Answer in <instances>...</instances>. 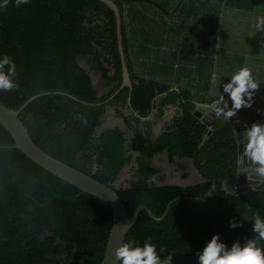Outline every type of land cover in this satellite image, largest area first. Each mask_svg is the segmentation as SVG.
Wrapping results in <instances>:
<instances>
[{"label": "trees", "instance_id": "1", "mask_svg": "<svg viewBox=\"0 0 264 264\" xmlns=\"http://www.w3.org/2000/svg\"><path fill=\"white\" fill-rule=\"evenodd\" d=\"M111 1L122 15L133 86L130 107V88L122 87L116 16L99 0H29L19 7L9 0L0 8V59L8 55L15 62L18 84L14 91H0V103L18 110L31 96L53 92L27 105L21 121L39 148L101 183L112 184L134 161V179L116 190L128 218L144 207L161 219L177 200L161 223L142 211L124 243L143 247L147 241L156 245L161 260L171 254L172 264H198L214 234L226 250L235 241L243 247L246 239L258 240L252 222L257 214L264 219V184L243 193L229 190L238 169L233 129L218 118L204 143L208 128L196 115L198 106L214 105L213 98L140 70L142 57L150 54L155 14L165 12L156 7L152 13L137 6L140 1ZM154 1L168 12L181 2L172 15L183 12L190 39L197 42L200 36V49L210 56L220 32L218 2L225 0ZM83 59L102 75L106 93L95 87L91 72L80 64ZM170 108H177L178 117L156 137L150 119L161 122ZM111 110L124 120L130 138L119 126L105 128ZM248 115L251 125L264 123V113ZM14 145L0 124V264H102L111 208L50 174ZM188 161L205 181L184 188L172 175L185 171ZM231 221L242 226L232 228ZM257 246L264 253V240Z\"/></svg>", "mask_w": 264, "mask_h": 264}, {"label": "crops", "instance_id": "2", "mask_svg": "<svg viewBox=\"0 0 264 264\" xmlns=\"http://www.w3.org/2000/svg\"><path fill=\"white\" fill-rule=\"evenodd\" d=\"M218 3L222 6L220 32L215 39L214 48H209L210 56L205 48L201 51L198 45L195 51L198 54L197 60L195 62L190 60V53H192L190 46L188 48L190 53L187 50L185 51L186 45L194 42L190 39L189 20L184 18L176 19L177 23L174 25V20L171 18V15L178 9L179 6H177V9H174L175 11L155 14V28L151 30L150 62L154 63L156 60H161L160 62L166 61L170 65L172 60H176L178 57L176 61L178 62V59H180V62L188 68L193 69L200 66L203 69L202 74L185 70L184 72L172 75V78L167 82L173 84L175 88L182 86L192 89L199 95L210 96L213 98L215 104L221 95L224 96L225 100H228V94L223 92V85L235 74L233 73V68L231 69L232 60H230L229 54H231V48H239L238 52L242 58L239 69L244 67L249 68L253 78L259 84V90L254 95L252 107L243 109L247 118L246 123L251 126L248 111L264 113V31H259L256 28L257 20L264 17V0H225ZM161 12L163 11L161 10ZM170 37L175 38L176 48L169 45L168 38ZM197 40L200 45L204 43L200 36ZM211 65L213 66V70L208 69V66L212 67ZM213 74L217 76L215 85L211 83ZM174 76L182 78V80L173 79ZM152 78L161 80L157 76ZM202 107V105L198 106L196 115L205 110ZM228 107H231L230 100H228ZM112 111L114 110H111L109 113H113ZM176 117H178L177 108L168 109L161 122H155L152 117L150 120L155 124V136L159 137L164 133L167 126ZM222 122L228 123L223 118ZM184 165L186 166V170L180 171L182 174L178 177L179 183L174 179L176 185L187 188L197 186L205 181L192 161L185 162ZM246 187L250 188V186Z\"/></svg>", "mask_w": 264, "mask_h": 264}, {"label": "water", "instance_id": "3", "mask_svg": "<svg viewBox=\"0 0 264 264\" xmlns=\"http://www.w3.org/2000/svg\"><path fill=\"white\" fill-rule=\"evenodd\" d=\"M102 4L110 8L116 16L117 23V38H118V49L122 62L123 69V86H128L130 88V96L128 98V105L131 106V92L133 90L132 81L129 73V68L126 60V53L123 45V35H122V15L117 7V5L111 0H99ZM140 1L146 3H152L154 6L166 12L164 8L157 2L153 0H127V4ZM204 3H208V0ZM177 9V8H176ZM175 9V10H176ZM174 10V11H175ZM93 72V71H92ZM94 73V72H93ZM97 74V73H95ZM93 77V75H91ZM102 79V75L99 74ZM53 92L40 93L34 96H31L28 101L18 110H12L8 107H5L0 103V124L11 134L15 141V145L11 148L21 151L26 155L31 161L35 164L44 168L50 174L56 176L60 180L70 184L71 186L77 188L82 193L93 196L107 204L112 210L113 213V224L112 230L109 236L106 252L102 264H119V261L115 257V249L125 242L126 236L129 231L135 226L139 214L144 211L149 217L156 223H161L165 220L169 213L171 204L177 200L171 202L168 207L165 215L161 219H156L153 214L144 207H139L134 213V216L130 219L127 216L125 208L123 206L122 200L118 196L116 190L118 189L115 186V182L112 184H104L93 177L55 159L49 155L46 151L39 148L33 141L29 129L25 127L23 122L20 119L21 112L29 105L35 98L51 94ZM55 93H61L56 91ZM71 96V95H69ZM74 99H77L71 96ZM204 111L198 113L197 117L201 122L208 128L207 136L204 143L212 134V126L214 121L218 118L215 116L212 106H203ZM111 112V111H110ZM114 113V111H112ZM124 121V120H123ZM246 114L243 109L237 112V115L228 121L230 127L233 129L235 141L237 144V177L236 181L240 183L241 186H250L258 187L264 184V178L257 177L254 173L245 171L250 165L247 161L242 162L240 159L241 154L243 153L246 140L244 139L243 132L246 128L251 127L247 123ZM121 128V127H120Z\"/></svg>", "mask_w": 264, "mask_h": 264}, {"label": "clouds", "instance_id": "4", "mask_svg": "<svg viewBox=\"0 0 264 264\" xmlns=\"http://www.w3.org/2000/svg\"><path fill=\"white\" fill-rule=\"evenodd\" d=\"M28 2L29 0H15V6L19 7ZM8 4L9 0H2L0 8H6ZM256 28L264 31V17L257 20ZM5 66H7L6 71ZM16 75L15 62L10 56L4 55L3 59H0V91H14L18 88L14 80ZM216 82L217 76L213 74L211 83L215 85ZM258 90L259 84L253 78L251 70L247 67L239 69L223 85V92L228 94L231 107H228V100L221 95L213 105L215 116L230 121L239 110L252 107L254 95ZM243 136L246 143L240 159L250 165L245 171L264 178V123H253L251 127L245 129ZM229 226L236 228L242 225L239 221H231ZM252 231L257 235L258 240L246 239L243 247L239 241H235L230 250H226L224 243H217L219 234H214L198 256V264H264V253L257 246L259 240H264V219L258 214L253 218ZM133 244L135 241H129L115 249V257L120 264H172L173 262L171 254L161 260L154 244L147 241L143 247L138 245L133 247ZM163 251L164 249L161 248V252Z\"/></svg>", "mask_w": 264, "mask_h": 264}, {"label": "rangeland", "instance_id": "5", "mask_svg": "<svg viewBox=\"0 0 264 264\" xmlns=\"http://www.w3.org/2000/svg\"><path fill=\"white\" fill-rule=\"evenodd\" d=\"M154 1V0H153ZM137 6L142 7L144 9L150 10L152 11V13H155V10L157 9L156 6H154L152 3H146V2H136ZM177 6H180V3L177 4ZM176 6V7H177ZM175 7V9H176ZM177 11V10H176ZM175 11V12H176ZM183 12H179L176 15H171V18L174 20V25L175 23H177L176 19H182L183 18ZM169 40V45L171 47L175 46L176 44V40L175 38H168ZM198 43V42H196ZM196 43H190L188 45H186L185 51L187 50L189 52V46H190V50L192 53L191 56L189 57L190 60L192 62H195L197 60V56L198 54L195 53V51L197 50L198 45L200 46V44H196ZM186 44V43H185ZM184 44V45H185ZM183 45V46H184ZM177 46H175L176 48ZM223 49V46H222ZM239 48L234 47L231 48V54H229L230 56V60H232V66L231 69L233 68V73H236L239 69L240 66V62L242 60L241 56L239 55L238 52ZM187 56V55H186ZM178 58V57H177ZM176 58V60H177ZM175 59L172 60L171 64L169 65L168 62H160L161 60H156L154 63L150 62V54L149 56H145L142 57V65H141V69L143 71V74L146 77H159L161 80H165V81H169V79L172 78V75H175L179 72H184L185 70L188 71H193L194 73H198V74H202L203 69L200 66H197L196 68H188L186 67L184 64H182L180 62V59H178V62ZM212 61V60H211ZM213 62V61H212ZM80 64L83 68L89 70L91 72V75H93V80L95 83V87L100 90V92L102 93H106L108 91V88H105L104 86V82L102 81V79L100 78L99 74H95L91 71V67L88 64V61L86 59H83L80 61ZM212 66V65H211ZM140 68V65H139ZM209 70H213V66L209 67ZM208 71V70H206ZM173 79H178L179 81L182 80V78H178L177 76H174ZM121 127L122 130L125 132L126 137L130 138L131 137V133H130V129L128 128V126L126 125V123L123 121L122 118H118L116 116V114L114 113H109V117L108 120L105 123V128H115V127ZM135 171H136V164L134 161H132L131 164L126 165L125 168L122 170V173L120 175V177L118 178V180L115 182V186L117 188L120 187H126L128 185V183L134 179V175H135ZM182 174L180 171L179 173H177V171H174V174L172 175L173 180L175 179V181L177 183H179L178 177L179 175ZM177 179V180H176Z\"/></svg>", "mask_w": 264, "mask_h": 264}, {"label": "built area", "instance_id": "6", "mask_svg": "<svg viewBox=\"0 0 264 264\" xmlns=\"http://www.w3.org/2000/svg\"><path fill=\"white\" fill-rule=\"evenodd\" d=\"M246 189V186H240L237 182H231L229 184V190L233 192L243 193Z\"/></svg>", "mask_w": 264, "mask_h": 264}]
</instances>
